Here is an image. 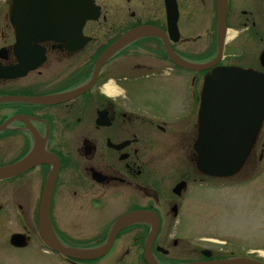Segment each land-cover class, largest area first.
<instances>
[{
  "label": "flooded vegetation",
  "instance_id": "af4514ba",
  "mask_svg": "<svg viewBox=\"0 0 264 264\" xmlns=\"http://www.w3.org/2000/svg\"><path fill=\"white\" fill-rule=\"evenodd\" d=\"M234 1L242 2L228 0V9ZM94 2L99 7L98 19L84 25L82 35L87 40L71 51L72 44L58 38L38 41L42 36L29 33L27 39L35 40L18 47L11 21L15 13L12 2L0 0V99H6L0 101V167L14 165L36 149L49 157L25 171L0 178V237L6 231L9 237L5 242L12 249L28 250L33 257L58 264H148L145 246L152 221L119 232L111 249L95 260L69 258L46 245L38 214L46 179L55 170L50 221L56 240L66 248L89 250L101 246L117 218L143 211L156 213L159 218L151 246L158 264L237 257L264 263V255L254 254L257 251L237 254L231 239L226 242L171 232L184 203L197 189L227 191L238 183H250L256 162L264 158V119L238 174L226 178L202 174L195 146L205 126L206 72H188L174 65L161 38L146 37L119 50L104 63L91 89L72 100L42 105L12 99L60 94L83 86L97 57L131 29L149 26L168 35L165 0ZM215 2L175 0L179 39L170 46L181 59L190 62L189 58L197 55L188 53L195 45L216 50ZM24 5L29 12V0ZM34 11L33 7L27 19L37 17ZM243 15V50H261L256 63L246 69L264 74L259 60L264 52V14L250 11ZM182 18L188 23L184 38L178 27ZM230 18L227 13V27L234 29ZM140 41L144 42L137 44ZM153 85L180 86L174 110L152 112V102L145 98L150 97ZM104 207L117 213L108 220ZM13 237L22 238L23 245H13Z\"/></svg>",
  "mask_w": 264,
  "mask_h": 264
},
{
  "label": "water",
  "instance_id": "95a60500",
  "mask_svg": "<svg viewBox=\"0 0 264 264\" xmlns=\"http://www.w3.org/2000/svg\"><path fill=\"white\" fill-rule=\"evenodd\" d=\"M15 15L12 23L15 27L17 43L20 48L27 39L28 25L33 35L42 36L38 41L57 38L66 43L76 41L77 48L82 45V29L87 21L96 20L99 13L93 0H33L30 5L39 7L38 20L27 21L22 11L23 0H15ZM169 31L166 36L160 30L143 26L134 28L112 44L97 58L90 80L83 86L60 94L32 98H12L28 103L56 105L72 100L86 93L95 83L103 64L119 50L142 37H156L163 40L169 59L176 66L189 71L208 70L205 75V95L203 106L205 127L200 130L198 168L211 177H229L242 168L256 141L264 118V77L252 70L238 67L217 66L222 60L226 38L227 0H216L217 52L215 59L206 64H192L179 58L171 49L170 42L179 39L177 31V9L174 0H165ZM35 4V5H34ZM41 17V18H40ZM29 30V31H30ZM75 45V44H74ZM73 45V46H74ZM263 61V58H261ZM33 69V68H30ZM29 69V70H30ZM24 75V74H20ZM6 100L5 98L0 99ZM40 150L11 166L0 167V178L25 171L34 163L46 161ZM56 171L47 177L41 197L38 223L46 245L62 255L78 260H93L105 255L112 247L117 234L126 227L152 221V232L145 246V260L148 264H158L152 255V242L159 229V220L155 213L136 211L118 218L112 225L106 242L100 247L89 250H77L62 246L55 238L50 222V201L55 182ZM180 189V188H179ZM22 238L13 237V245L21 247ZM184 264H263L249 258H228L222 260L199 261Z\"/></svg>",
  "mask_w": 264,
  "mask_h": 264
},
{
  "label": "rangeland",
  "instance_id": "374dc122",
  "mask_svg": "<svg viewBox=\"0 0 264 264\" xmlns=\"http://www.w3.org/2000/svg\"><path fill=\"white\" fill-rule=\"evenodd\" d=\"M253 11L259 16L264 14V0H242L234 1L228 9L230 18V31L235 32L237 39H229L226 45L225 58L223 65H233L246 68L256 63L261 50H243L245 47V33H242L240 27L244 22L246 12ZM243 15V16H242ZM211 23V22H210ZM238 25V26H237ZM181 36L187 35L188 23L185 18L179 22ZM213 27V24L210 26ZM236 29V30H235ZM144 42V41H143ZM142 41L137 44L143 43ZM193 46L192 44H188ZM206 51V52H205ZM213 51V50H212ZM210 50H202L200 46L195 45V49L189 54L194 55L190 59L193 64L205 63ZM205 52V55L202 53ZM184 75V73L182 74ZM190 74L185 73V76ZM181 88L174 87H154L150 97L146 101L152 102V112L165 113L175 109L176 102L180 98ZM264 139V132L261 135ZM259 145L256 147V156L259 155ZM229 192V193H228ZM184 209L180 211L175 222L172 223L171 232L177 236L191 234L192 238L206 237L218 240L235 242L237 254L246 250L259 251L254 253L264 255V158L261 162H256L251 175L250 183L237 184L233 189L214 191L206 189H197L183 205ZM106 217L110 220L117 213L116 210L103 208ZM9 237L6 231H3L0 237V264H58L54 260H45L32 256L26 251H16L12 249L7 242ZM231 239V240H230ZM193 242L194 239H192ZM3 241V242H2ZM111 260H107L110 262Z\"/></svg>",
  "mask_w": 264,
  "mask_h": 264
},
{
  "label": "bare ground",
  "instance_id": "6f19581e",
  "mask_svg": "<svg viewBox=\"0 0 264 264\" xmlns=\"http://www.w3.org/2000/svg\"><path fill=\"white\" fill-rule=\"evenodd\" d=\"M235 34H236L235 32L227 31V32H226L225 42L228 41L229 39H230V40L233 39L234 36H235ZM108 89H109V88H108Z\"/></svg>",
  "mask_w": 264,
  "mask_h": 264
}]
</instances>
